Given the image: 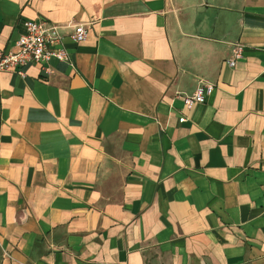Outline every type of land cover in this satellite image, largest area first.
I'll use <instances>...</instances> for the list:
<instances>
[{
    "label": "crops",
    "instance_id": "crops-1",
    "mask_svg": "<svg viewBox=\"0 0 264 264\" xmlns=\"http://www.w3.org/2000/svg\"><path fill=\"white\" fill-rule=\"evenodd\" d=\"M41 20L70 61L0 72V264H264V0H0V51Z\"/></svg>",
    "mask_w": 264,
    "mask_h": 264
},
{
    "label": "built area",
    "instance_id": "built-area-1",
    "mask_svg": "<svg viewBox=\"0 0 264 264\" xmlns=\"http://www.w3.org/2000/svg\"><path fill=\"white\" fill-rule=\"evenodd\" d=\"M26 33L23 34L15 47L9 52L0 51V72H19L22 68L39 64L49 65L52 61L69 62V55L64 46L61 31L64 27L50 25L46 21H28L24 24ZM89 29L85 25L75 26L74 32L69 36L77 44L86 41ZM233 47V57L228 61L230 67H235L237 62L242 59L244 45L241 43H230ZM49 71V70H48ZM215 92V85L201 80L191 95H184L181 99L187 109L206 103L207 99ZM186 117L180 118V123H185Z\"/></svg>",
    "mask_w": 264,
    "mask_h": 264
}]
</instances>
